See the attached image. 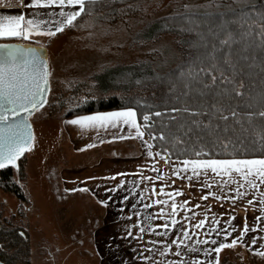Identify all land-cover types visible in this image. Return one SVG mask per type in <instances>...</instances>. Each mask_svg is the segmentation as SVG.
Masks as SVG:
<instances>
[{"label":"rangeland","instance_id":"obj_1","mask_svg":"<svg viewBox=\"0 0 264 264\" xmlns=\"http://www.w3.org/2000/svg\"><path fill=\"white\" fill-rule=\"evenodd\" d=\"M255 2L257 0H213L211 7H198L207 5L209 0H135L113 5L116 11L108 13V19L101 18L93 23L91 17L82 14V18L77 20V27L66 28L56 38L44 37L42 43L54 70L49 103L30 119L35 136L32 150L18 160L17 168H10L11 183L21 193L20 196L0 188V260L4 264H146L138 254L144 252L145 247H162L152 244V241L168 243L171 239H179L182 228L188 229L189 243L198 249L197 253H189L184 259L198 255L205 260L207 258L199 249L211 250L214 246L197 245L196 241L207 239L208 232H212L213 240L224 241V231L234 229L228 237L230 240L239 234L245 223L249 227L256 224L259 207L245 204L251 194L235 202L216 200L212 196L201 199L209 191L218 196L234 195L227 188L235 185L222 189L218 186L220 178L215 177L216 182L213 183L210 172L207 177L201 175L197 179H178V182L172 179L173 189L165 191L171 193V197L152 195L151 191H136L130 186L115 187V183L103 189L106 191L99 188L80 190L85 188L76 186L77 174L98 161L126 159L125 153L129 157L131 151L127 147L120 149L117 145L107 148L105 143L96 146L97 149H83L80 147L82 141L71 143L73 140L67 135L64 123L73 117L67 118L68 114L76 113L93 101L112 97L122 99L138 93L137 90L128 93L121 90L101 91L98 76L105 74L106 70L142 65L162 73L180 61L184 48L177 33H162L147 40V35L155 32L154 24L163 22L178 5L189 3L197 6L189 10L191 13L209 14L229 12L227 5L238 10L244 3ZM215 4L221 7L217 8ZM178 10L185 11L182 8ZM106 27L109 30L102 34ZM118 84L121 86L126 82ZM82 97L88 99L80 104ZM74 127L68 126L71 130ZM166 167L171 170V164H166ZM100 174L104 178L111 172L105 169ZM209 184L211 188L206 186ZM177 190L182 194L177 196ZM157 199L168 200L169 205L173 200L178 206L185 201L187 203L177 208V224L167 230V236L162 235L165 229L160 227L141 234L137 220L145 227L147 223L160 225L167 222L171 225V220L161 218L165 214L159 211L165 207L166 213L171 212L170 207L155 204ZM101 200L106 203H100ZM133 205L136 207L133 208ZM135 212H140V217ZM145 216L155 219L145 222ZM205 216L207 221L204 226L194 227ZM213 217L218 221L214 225ZM129 231L133 233L131 236ZM253 236L257 238V243L251 247L260 248L264 244V230L257 228L255 232L247 233L245 239L249 244ZM176 259L174 251L166 258L167 261ZM219 264H264V258L237 245L220 252Z\"/></svg>","mask_w":264,"mask_h":264},{"label":"snow or ice","instance_id":"obj_2","mask_svg":"<svg viewBox=\"0 0 264 264\" xmlns=\"http://www.w3.org/2000/svg\"><path fill=\"white\" fill-rule=\"evenodd\" d=\"M116 2L117 0H28L26 3L25 0H0V9L20 7L33 10L31 15L25 12L17 14L0 12V169L8 166L17 168L18 160L26 152L32 150L35 136L30 119L34 113L49 103L48 97L52 90L51 81L54 70L49 63L43 43L35 38L45 36L52 38L66 28L77 27V20L82 18V14L91 17L93 23L101 18L108 19L110 18L108 13L116 11L112 7ZM212 5L213 0H209L207 5L198 7H211ZM215 6L217 8L221 7L220 4H215ZM128 7L131 6L129 5ZM193 7L197 6L189 3L178 5L173 13L163 19L161 31L170 32L173 30L174 25H178L181 32L195 31L196 28L193 25L196 24V20L194 14L189 11ZM226 7L236 19H224L226 14L219 13L221 17L219 27L224 33V38L219 41L221 49L224 46H228L230 49L232 43L236 42L234 33L229 28V25L236 23L237 19L241 27L248 24V30L242 32L240 34L241 37L254 35L260 41L255 44V47L264 49V0H257L255 3H244L239 12H237V9L232 8L231 5ZM180 8L185 11H179L178 9ZM48 9H52V11L47 13V18L42 17L39 10ZM120 11H123V9ZM249 21H251L250 24ZM185 24L188 27H185ZM252 25H256L259 31H255ZM108 30L106 27L102 34H106ZM197 34L199 35V33ZM247 47L249 45H246ZM221 49H218L213 44L212 49L205 56H197L195 59L187 61L186 65L181 64L177 69L164 74L163 77L157 76L154 79L161 80V82L166 79L171 85L169 92L176 90L177 82L182 84V91L176 96L177 100L181 96L188 97L190 95L193 90L191 85L194 82L202 83L204 89L213 88L217 85L218 80L215 74L217 70L216 64L212 63L207 67L199 65H203L205 60L216 61V54ZM152 51H156V49H152ZM224 57V63L228 64L235 73L236 64L232 62L230 52L225 53ZM250 58L253 63L249 64L248 67L258 66L260 71L264 72V59L261 60L259 65H256L255 55L251 57L244 55L241 57L245 61ZM201 74L208 78V83H203ZM220 77L221 84L235 85L232 91L235 92L237 97L244 95V92L241 91L244 87L243 81L237 82L235 76L229 78L224 76L223 72H220ZM139 82L137 81V83ZM87 99V97L80 98V104L86 103ZM131 103H134L135 106L122 107L116 111L74 114L71 119H66L64 123L78 126L82 130L92 129L97 131L110 128L122 130L126 127L128 129V137L113 134L112 138L126 139L131 137L138 139L143 147L148 150L147 155L149 157L160 156L165 159V163L169 162L173 153L163 143L160 145L159 150L154 153L153 149L156 147L155 142L157 140L165 142L169 141V137H171L173 144H187L188 141L194 140L200 145L199 148L193 147L191 149V157H184L181 160L177 156L179 163L171 164L172 175L180 176L183 173L184 178L191 179L193 176L204 175L207 177L210 172L213 174V183L216 182L215 177L220 178L218 186L222 189L228 185H235V187L227 188L228 192L234 193V195L218 196L215 192L209 191L201 199L206 200L209 196H212L216 200L222 199L235 202L251 194V198L246 199L245 204L253 208L259 207L260 209V214L256 217V224L253 227H249L245 223L239 234L230 240H228V237L232 235L234 229L223 232L224 241L213 240L212 232L207 233V239L197 240V245L202 243L214 246L211 250L207 248L199 249L207 258L205 260H201L198 255L184 259V256L189 253L198 252L197 247L189 243V231L184 228L181 229L179 239H171L168 243L163 240L152 241V244H160L162 247L156 249L145 247L144 252L138 254L139 258L145 261L146 264H219L220 252L225 248H235L237 245L247 248L260 258H264V244L260 248H252L251 245L257 243V238L255 236L251 237L250 244L245 239L247 233L255 232L257 228L264 230V188H262L264 186V108L259 111H247L241 114L235 108H225L218 106V103H213L211 110L189 106L183 108L173 106L171 108L165 107L162 112L154 111L153 108L155 106L148 104L141 97H136ZM251 106V103L247 105V107ZM181 112L188 114L187 120L181 121L179 116L175 115ZM166 113L171 114L167 115L169 123L163 124L162 121ZM241 115L247 117V126L241 122ZM205 117H209L207 121H205ZM230 117L232 118L231 125L228 123ZM216 120L223 122V127L220 123H215L214 121ZM158 121L161 122L160 129L156 128ZM236 125H240L243 131L249 133L252 138L237 136L233 139L231 135H227L230 127L235 132ZM221 133L225 135H221ZM206 137L210 138L207 142L205 141ZM246 139L247 143L245 142ZM99 142L104 143V140L101 138ZM208 143L212 147H208ZM94 146L92 143L86 145L89 148ZM217 147L219 151L213 153L212 148ZM187 150V148L184 149V151ZM257 152L260 154L256 155L255 153ZM114 178L112 177L111 179ZM148 179L147 176L143 177V180ZM156 179H161V176H157ZM123 184L124 181L121 180L116 187H120ZM206 186L211 188L210 184ZM76 190L66 189V191ZM80 190L87 191L88 189ZM151 193L152 195L164 194L171 197V193H165L163 187L157 193L154 185L151 188ZM175 194L179 196L182 193L177 190ZM140 195L143 196L144 193L141 192ZM100 203L104 204L106 201L101 200ZM154 203L170 207L171 212L166 213L165 207H161L159 211L165 214L161 218L171 220V225L167 222L160 225L147 223L145 227L140 220H137L139 232L141 234L146 231L153 232L156 227H160L165 229L162 235L167 236V230L177 224L175 219L177 208L184 207L187 202L185 201L178 206L174 200L169 205L168 200L157 199ZM135 207L136 205H133V208ZM144 207H149V205H144ZM135 215L140 217L141 213L135 212ZM143 219L147 222L155 219V217L145 216ZM206 221L207 217L205 216L194 227L202 228ZM216 223L218 221L213 217V225ZM213 231H215V228H213ZM132 234L131 231L128 232L129 236ZM216 234L220 235L219 232ZM20 235L23 236L24 233L21 232ZM173 251L178 259L167 261V256ZM213 253H215L214 257L212 256ZM156 257L165 259L157 260Z\"/></svg>","mask_w":264,"mask_h":264},{"label":"trees","instance_id":"obj_3","mask_svg":"<svg viewBox=\"0 0 264 264\" xmlns=\"http://www.w3.org/2000/svg\"><path fill=\"white\" fill-rule=\"evenodd\" d=\"M135 0H117V2L113 5H120L122 3L131 2ZM239 12V9L237 10ZM219 13H225L224 19H236V17L232 16V13L229 12H216V13H193L196 24L193 25L196 28L195 31H183L181 32L178 25L173 26V30L170 32H162V25L160 23L154 24V33L147 35V40L157 36L162 33H177L181 38V44L184 48L182 57L180 61L173 66L170 70L159 73L157 71H153L148 67L140 66H130L123 68H116L115 70L106 71L105 74H101L98 76L99 86L101 91H125L132 92L137 90V94L132 96H126L122 99H118L116 97L109 98L108 100H98L93 101L88 106L84 107L81 110H78L74 114H91L97 111L107 112L113 110H119L122 107L126 106H135L134 101L136 97L143 98L148 104L154 105V111H162L165 107L171 108L173 106L178 108H183L185 106H189L192 108H200V109H209L211 110V105L213 103H218V106H223L225 108H235L238 113H244L247 111H259L264 108V72L260 71L258 66H254L249 68L248 65L252 64L251 58L247 61L241 59L242 56L247 55L249 57L255 55L256 57V65H259L261 60L264 59V49L256 48L255 44L259 43V39L253 36H245L241 37L242 32H246L248 30V24H245L243 27L240 26L239 20L237 19L236 23L230 24L229 28L234 33L235 43H232L231 48L228 46H224L221 49L219 44L220 39L224 38V33L220 30L219 25L221 24V17ZM251 21H249V24ZM188 27L187 24L184 25ZM252 28L255 31H259L256 28V25H252ZM199 33V35L196 33ZM215 44L218 49H221L217 52V60L210 61L205 60L203 67H207L209 64L215 63L217 70L216 75L218 77L217 85L210 89H204L202 83H193L191 85L192 92L188 97L181 96L179 100L176 99V96L180 94L182 91V84L177 82V88L174 92H169L170 83L165 79L163 82L158 79H154V77L161 76L164 74L171 72L181 64H185L186 62L192 59H195L197 56H205L208 51L212 49V45ZM206 45V46H205ZM246 45L249 47L246 48ZM230 52V58L232 62L236 64V72H233V69L226 63H224V54ZM220 72H223L224 76L232 78L235 76V80L237 82L243 81V96L237 97L235 92L232 91L235 85L233 84H221L220 83ZM201 79L203 83H208V78L204 77L201 74ZM137 81H140L137 83ZM126 82L119 86L118 83ZM115 83V84H114ZM142 92V93H141ZM203 92V94H201ZM251 103V107H247V105ZM74 114H68V117H72ZM227 114V113H225ZM167 115H171L170 113L165 114V118L163 119V124H168ZM178 115L181 121L188 119V114L179 113ZM209 117H205V121H207ZM241 122L247 126V117L241 115ZM215 123H220L223 127V122L218 120L214 121ZM258 122V121H257ZM229 125L232 124V118H229ZM157 129L161 128V122H157ZM179 135V133H177ZM221 135H225L221 133ZM227 135H231L233 139L237 136L241 138L247 137L251 139L252 137L249 133H245L243 128L240 125L235 126V132L232 131L231 127L229 129V133ZM210 138L206 137L205 141L207 142ZM247 143V139L245 140ZM164 144L166 147H169L170 151L173 153L171 159L169 161H179L177 156L182 160L184 157H191L193 147L199 148V144H197L194 140L188 141L187 144L176 143L173 144L171 142V137H169V141L161 142L157 140L155 142L156 147H154L153 151L156 152L159 150L161 144ZM208 147H212L210 143L207 144ZM187 148V151L184 149ZM213 153L219 151V148H212ZM182 153V154H181ZM259 155L260 153H255ZM157 158L161 161H165L160 156ZM11 170L10 168L2 169L0 174V188H2L6 192H13L17 196H20L18 189L13 187L11 183Z\"/></svg>","mask_w":264,"mask_h":264},{"label":"crops","instance_id":"obj_4","mask_svg":"<svg viewBox=\"0 0 264 264\" xmlns=\"http://www.w3.org/2000/svg\"><path fill=\"white\" fill-rule=\"evenodd\" d=\"M27 3L28 0H25ZM78 7V6H77ZM40 15L44 18H47V13L52 11V9L48 10H39ZM0 12H8L11 14H17L20 12H25L28 15H31L33 13L32 9H26V8H20V7H14L12 9H0ZM65 31V30H64ZM63 31V32H64ZM61 33H58L56 37H58ZM35 39H38L36 37ZM44 37H41V42L44 40ZM46 52L47 49L44 46ZM48 57V54H47ZM120 68V67H116ZM116 68H110L109 70H115ZM116 111V110H113ZM69 125H66L68 136L70 137L71 143L74 144V142L82 141L80 144V147L83 149H89V147H86V145L92 143L94 144V148L97 149L99 145H102L103 143H100V139L102 138L104 140V145L107 148L115 147L116 145L120 147V149L129 148L131 151L130 156L128 157L125 153L126 159H122L119 161H111V162H104V161H98L96 164L92 166H88L85 171L81 172L80 174H77L76 180V186H80L83 188H90L95 189L99 188L101 191H106L108 187L113 185L115 183L119 184L121 180L124 181V184L121 185V187L125 188L130 186L131 188L135 189L136 191H151L152 186H155L156 191H159L161 187L164 188L165 191L173 189L174 185H171L172 179L176 182H178V179L186 180L187 178H184V174L181 173L180 176H174L172 175V168L170 170V167H166V164H173V163H179V161H169L168 163H165V161H161L157 158V156L149 157L147 155V149L143 147L140 140L135 138H126V139H113V134L118 135H124L128 137V129L125 127L124 129H108V130H82L78 126L76 128H68ZM80 138V139H79ZM147 139V137H146ZM75 140V141H74ZM87 142V143H84ZM113 144V145H111ZM97 146V147H96ZM100 147V146H99ZM154 152V151H153ZM155 153V152H154ZM108 170L111 172V175H104L105 177H102V174H100L104 170ZM155 169V170H153ZM120 174V175H118ZM147 176L148 180H143V177ZM157 176H161V179H156ZM112 177H115L114 179H111ZM193 176L192 179L200 178ZM104 188H107L103 190Z\"/></svg>","mask_w":264,"mask_h":264},{"label":"water","instance_id":"obj_5","mask_svg":"<svg viewBox=\"0 0 264 264\" xmlns=\"http://www.w3.org/2000/svg\"><path fill=\"white\" fill-rule=\"evenodd\" d=\"M46 54H47V52H46ZM7 168H13V167L8 166ZM4 169H5V168H4ZM0 170H2V169H0ZM0 264H4V263L0 260Z\"/></svg>","mask_w":264,"mask_h":264}]
</instances>
